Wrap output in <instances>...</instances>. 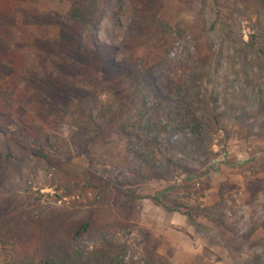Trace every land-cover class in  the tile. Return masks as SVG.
Masks as SVG:
<instances>
[{
    "label": "rangeland",
    "instance_id": "rangeland-1",
    "mask_svg": "<svg viewBox=\"0 0 264 264\" xmlns=\"http://www.w3.org/2000/svg\"><path fill=\"white\" fill-rule=\"evenodd\" d=\"M77 1L0 0L2 15L40 17L39 24L11 27L8 48L0 53V199L30 190L42 200L54 194L48 184L53 188L63 178L48 167L55 159L32 156L33 150H50L45 135L53 121L60 123L61 142L68 141L76 101L91 95L106 100L119 89L82 74L75 52L61 40L57 22ZM144 1V12L126 8L98 25V39L112 46L106 60L119 67L108 78L119 77L128 91L134 84L139 92L148 89V104L159 106L161 99L174 98L175 71L183 87L201 73L204 89L193 112L204 140L197 161L186 163L188 169L170 182L128 189L121 200L124 219L110 206L112 198L100 200L98 207L107 210L99 218L112 211L119 219L77 245L94 250L111 241L130 264L140 263L146 248L163 264H264V0ZM145 75L150 85L142 81ZM8 153L17 160L5 168ZM70 162L86 167L83 157L71 154ZM99 172L105 176L107 170ZM93 197L88 192L83 199L63 198L57 206L88 208ZM154 200L182 207L170 211Z\"/></svg>",
    "mask_w": 264,
    "mask_h": 264
},
{
    "label": "trees",
    "instance_id": "trees-1",
    "mask_svg": "<svg viewBox=\"0 0 264 264\" xmlns=\"http://www.w3.org/2000/svg\"><path fill=\"white\" fill-rule=\"evenodd\" d=\"M126 8L144 12L147 4L144 0H78L66 20L57 22L63 32L61 40L68 51L76 54L79 71L87 77H102V84L119 89L113 90L106 100L91 95L75 102L69 114L73 131L66 143L61 142L60 123H51L52 132L45 135L50 150L45 154L33 150L31 155L45 161L54 158L55 162L48 163V167L63 178L59 177L53 188L48 184L54 194H46L45 200L40 192L35 196L32 190L9 193L0 199V264H130L123 250L111 241L102 242L101 248L94 250L77 245L83 236L98 233L119 219L112 211H108V218L100 219L107 209L105 205L98 207V203L112 198L110 206L124 219L126 211L121 200L124 201L128 189L170 182L180 171L188 169L186 163L197 161L194 155L204 140V131L193 112V104L199 101L204 89L197 77L201 73L192 76L190 85L183 87L185 81L175 71L170 88L174 98L161 99L159 106L148 104V89L139 92L134 84L128 91L122 88L119 77L108 78L119 67L116 62L106 60L112 46L101 43L96 30L101 20L117 19ZM39 19L27 12L20 19L0 14V53L8 48L11 27L39 24ZM52 56L62 59L61 55ZM147 79L149 76L145 75L142 81L150 85ZM39 103L43 105L42 99ZM163 103H169L168 110L162 108ZM59 153L69 158L60 160ZM71 154L83 157L86 167L72 164ZM16 160L11 153L5 154V168ZM101 169L107 170L105 176L100 174ZM88 192L94 194L88 208L75 206L72 211H65L57 206L63 198L83 199ZM154 201L170 211L182 207L171 208ZM261 228L264 232V218ZM131 264L163 263L157 260L154 250L146 248L141 262Z\"/></svg>",
    "mask_w": 264,
    "mask_h": 264
}]
</instances>
